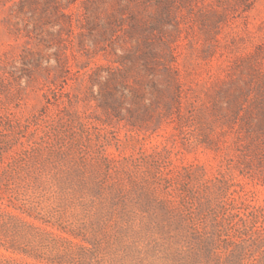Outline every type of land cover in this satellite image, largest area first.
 Wrapping results in <instances>:
<instances>
[{"label":"rangeland","instance_id":"374dc122","mask_svg":"<svg viewBox=\"0 0 264 264\" xmlns=\"http://www.w3.org/2000/svg\"><path fill=\"white\" fill-rule=\"evenodd\" d=\"M0 197L78 264H264V0H0Z\"/></svg>","mask_w":264,"mask_h":264},{"label":"trees","instance_id":"16d2710c","mask_svg":"<svg viewBox=\"0 0 264 264\" xmlns=\"http://www.w3.org/2000/svg\"><path fill=\"white\" fill-rule=\"evenodd\" d=\"M29 216L11 211L0 197V264H78L57 244L48 243L45 233L33 230ZM53 250L59 254L48 256Z\"/></svg>","mask_w":264,"mask_h":264}]
</instances>
